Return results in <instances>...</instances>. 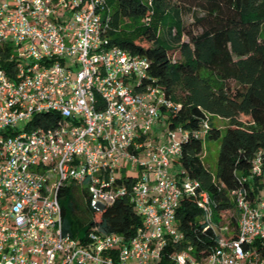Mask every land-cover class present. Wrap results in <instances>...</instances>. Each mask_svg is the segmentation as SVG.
I'll list each match as a JSON object with an SVG mask.
<instances>
[{
  "label": "built area",
  "instance_id": "obj_1",
  "mask_svg": "<svg viewBox=\"0 0 264 264\" xmlns=\"http://www.w3.org/2000/svg\"><path fill=\"white\" fill-rule=\"evenodd\" d=\"M109 19L104 0H0V264H264V148L250 167L258 195L232 190L234 213H212L199 183L170 169L187 132L149 137L179 104L144 57L110 44ZM46 114L48 126L31 124ZM208 130L205 116L193 136ZM68 183L93 212L126 198L134 234H63L56 193ZM183 197L213 238L201 255L175 227Z\"/></svg>",
  "mask_w": 264,
  "mask_h": 264
},
{
  "label": "trees",
  "instance_id": "obj_2",
  "mask_svg": "<svg viewBox=\"0 0 264 264\" xmlns=\"http://www.w3.org/2000/svg\"><path fill=\"white\" fill-rule=\"evenodd\" d=\"M104 1L110 14V44L144 57L148 78L179 104L175 114L162 113L168 128L178 126L187 132L173 163L179 169L173 170L175 176L196 180L213 203L212 213L219 217L233 210L230 191L243 188L250 197L258 195L261 176H250V167L264 148V0ZM148 18L150 23L139 26L132 36L120 35L123 28ZM164 19L170 24L163 28V39L156 35V27ZM47 116L35 115L31 124L46 127L51 123L43 121ZM205 116L209 130L204 138L218 145L213 173L202 166L201 140L193 136ZM211 118L225 121V128L219 131ZM73 193L67 185L56 198L62 233L79 243L94 227L127 240L140 225L126 198L93 212L85 192L83 208ZM199 215L193 198L179 200L175 227L196 255L213 244V238H208L211 233L202 232Z\"/></svg>",
  "mask_w": 264,
  "mask_h": 264
},
{
  "label": "rangeland",
  "instance_id": "obj_3",
  "mask_svg": "<svg viewBox=\"0 0 264 264\" xmlns=\"http://www.w3.org/2000/svg\"><path fill=\"white\" fill-rule=\"evenodd\" d=\"M183 21L188 22L189 19L187 17H183ZM150 23L149 18L148 19H142L137 25H131L129 29H122V32L120 35H125V36H132L137 28L139 26H147ZM168 24H170V21L168 19H164L161 21H158L157 27H156V35L160 38L163 36V28L166 27ZM182 40H185V38L182 36ZM164 45V43H162ZM211 123L214 127L219 129V131H222L225 126L226 122L223 120H220L218 118H211ZM22 124L19 125L21 127ZM167 130V125L163 121L159 120L157 123H155L150 131H149V137L152 138L155 137L159 141H163L164 139V133ZM218 153V145L217 142H210L205 138H201V153L199 156L200 162L202 166L210 173L214 172L215 169V162H216V157ZM171 170L178 171V166L174 165L173 163L170 165ZM52 181V180H51ZM69 186H72L74 188V197H79L81 201V207L83 208L84 202L83 199L81 198V194L83 192L82 187L73 185L71 183H68ZM228 213H234L233 210H230Z\"/></svg>",
  "mask_w": 264,
  "mask_h": 264
}]
</instances>
